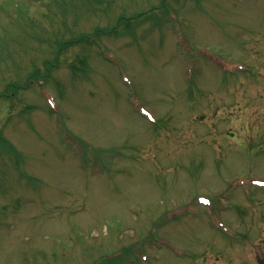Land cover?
Here are the masks:
<instances>
[{"label":"rangeland","instance_id":"rangeland-1","mask_svg":"<svg viewBox=\"0 0 264 264\" xmlns=\"http://www.w3.org/2000/svg\"><path fill=\"white\" fill-rule=\"evenodd\" d=\"M0 75V264H264V0H0Z\"/></svg>","mask_w":264,"mask_h":264},{"label":"trees","instance_id":"trees-1","mask_svg":"<svg viewBox=\"0 0 264 264\" xmlns=\"http://www.w3.org/2000/svg\"><path fill=\"white\" fill-rule=\"evenodd\" d=\"M116 28H117L116 26L115 27H112V28H110V31H107V30H105L103 28H97L96 31L94 33H92V34L94 36H99L100 34H106V33H110V32H115ZM91 36L92 35H90V34H83V35L79 36L77 39H72V40L70 39V40L65 41L61 46L62 47L63 46L66 47V46L70 45L73 41H85L87 39L90 40L91 39ZM35 74H36V72H35ZM15 85H16L15 83H12V85H9L8 90L17 89L19 87L18 85H16V88H14ZM81 143H82L83 146H85L84 156L83 157H84V161L86 163H89V161L86 158L87 153H92L93 155L99 157V152H100L99 149H97L95 147L94 148L93 147H90L88 145V143H86L84 141H81Z\"/></svg>","mask_w":264,"mask_h":264},{"label":"flooded vegetation","instance_id":"flooded-vegetation-1","mask_svg":"<svg viewBox=\"0 0 264 264\" xmlns=\"http://www.w3.org/2000/svg\"><path fill=\"white\" fill-rule=\"evenodd\" d=\"M2 80L4 79L2 78ZM1 144L2 145L5 144V135L0 131V147H1ZM3 215L0 213V220L3 219Z\"/></svg>","mask_w":264,"mask_h":264}]
</instances>
